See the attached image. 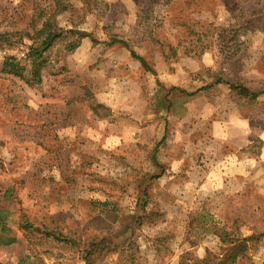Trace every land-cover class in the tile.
<instances>
[{"label": "rangeland", "instance_id": "374dc122", "mask_svg": "<svg viewBox=\"0 0 264 264\" xmlns=\"http://www.w3.org/2000/svg\"><path fill=\"white\" fill-rule=\"evenodd\" d=\"M57 1L0 0V33ZM62 1L89 37L40 84L4 72L29 39L0 40V264H220L247 239L233 264H264V94L232 89L264 93V0Z\"/></svg>", "mask_w": 264, "mask_h": 264}, {"label": "trees", "instance_id": "16d2710c", "mask_svg": "<svg viewBox=\"0 0 264 264\" xmlns=\"http://www.w3.org/2000/svg\"><path fill=\"white\" fill-rule=\"evenodd\" d=\"M84 1L85 6L83 9L86 8L89 12H91L93 10L91 0ZM71 9L73 8L71 7ZM66 10H68V5L64 1L58 0L55 6H51V9L41 10L39 16L40 22L32 25L30 27V31H18L17 33H0V40L2 46L9 47L10 49L11 47L13 48L16 45L15 37L17 36H20L21 40L26 37L31 42L27 53L31 69H28L26 65L20 64L17 61L16 57L10 56L6 59V62L4 64L5 73L26 81L30 86H33L34 84H40L42 81V71L46 66V54L51 51V49H53L59 41L68 39L69 43L67 45V50L69 52H73L81 46L82 42L89 37L86 33L77 31L74 28L69 30L64 29L61 28L58 24V15ZM113 43L116 44L118 42L114 41ZM142 63L145 65V62ZM232 89L238 90L243 97L252 98L253 100H257L260 96L264 94L263 92H260L251 95L249 90L246 87L242 86H232ZM136 222H140L139 217L137 218ZM27 223V225L31 227L30 223ZM48 236L52 235L48 233ZM262 237H264V235H262ZM248 241H250V239L244 240L243 242H239L237 240L230 241V253L226 258L221 261L222 263L220 264L235 263L238 260V255H240L243 249L246 248ZM13 242L14 241H5L3 239H0V244H11ZM224 242L226 241L224 240Z\"/></svg>", "mask_w": 264, "mask_h": 264}]
</instances>
